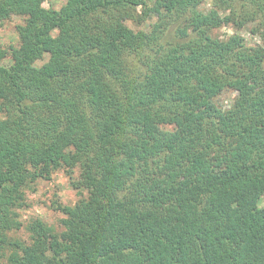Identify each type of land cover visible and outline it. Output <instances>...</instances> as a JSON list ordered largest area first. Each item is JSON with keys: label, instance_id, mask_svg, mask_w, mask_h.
<instances>
[{"label": "trees", "instance_id": "obj_1", "mask_svg": "<svg viewBox=\"0 0 264 264\" xmlns=\"http://www.w3.org/2000/svg\"><path fill=\"white\" fill-rule=\"evenodd\" d=\"M46 1L0 0V264H264V0ZM59 169L85 195L24 226Z\"/></svg>", "mask_w": 264, "mask_h": 264}, {"label": "rangeland", "instance_id": "obj_2", "mask_svg": "<svg viewBox=\"0 0 264 264\" xmlns=\"http://www.w3.org/2000/svg\"><path fill=\"white\" fill-rule=\"evenodd\" d=\"M213 0H204L202 4L203 9L212 7ZM66 0H47L44 3V7L59 9ZM239 8V7H237ZM155 21L154 17L148 18V20L142 25H135L134 23H128V25L134 30H147L149 25ZM23 23L21 17L11 15L0 26V43L4 48H8L10 45L17 46L19 43L17 26ZM253 25L251 23L246 24L239 30V35L243 37L245 44L248 47L260 45V38L256 34L252 33ZM234 34V30L231 26H223L213 31V35L221 39ZM49 57L46 56L44 61H39L38 64H42ZM10 58L7 57L4 60L5 64H8ZM236 93L231 90L223 91L216 99H214L212 106L226 109L228 108L235 97ZM73 179L70 180L68 175L63 169L55 171L50 180H41L34 184V186L26 191V206L18 210L20 220L24 226L28 225L32 219L38 218L52 227L56 232L63 230L60 221L64 218V214L59 210V206H73L81 196L80 189H75L72 182H76L79 177V170L75 169L72 173ZM260 206H264V196L261 198ZM11 237L20 240H27L28 233L25 229L10 233Z\"/></svg>", "mask_w": 264, "mask_h": 264}]
</instances>
